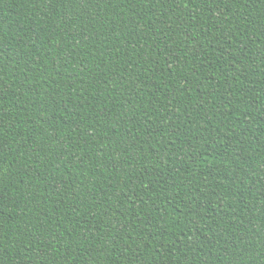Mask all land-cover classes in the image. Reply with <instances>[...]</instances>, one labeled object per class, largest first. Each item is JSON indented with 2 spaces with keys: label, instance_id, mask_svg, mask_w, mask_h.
<instances>
[{
  "label": "trees",
  "instance_id": "1",
  "mask_svg": "<svg viewBox=\"0 0 264 264\" xmlns=\"http://www.w3.org/2000/svg\"><path fill=\"white\" fill-rule=\"evenodd\" d=\"M0 264H264V0H0Z\"/></svg>",
  "mask_w": 264,
  "mask_h": 264
}]
</instances>
